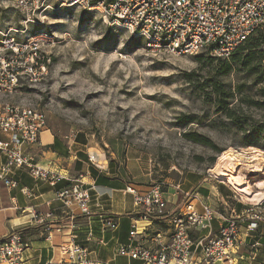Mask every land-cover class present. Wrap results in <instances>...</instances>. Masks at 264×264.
Returning <instances> with one entry per match:
<instances>
[{
	"label": "rangeland",
	"instance_id": "rangeland-1",
	"mask_svg": "<svg viewBox=\"0 0 264 264\" xmlns=\"http://www.w3.org/2000/svg\"><path fill=\"white\" fill-rule=\"evenodd\" d=\"M32 19L25 23L20 10L0 0V31L21 41L39 30L53 37V43L40 53L39 64L46 67L41 80L22 78L13 93L0 95V109L11 104L44 111L47 127L71 151L77 146L87 150L106 170L111 161V168L128 183L135 176L146 182L145 189L161 183L174 195L193 191L206 176L217 179L235 202L254 204L250 199L264 191V149L244 142L264 145V105L241 102V95L264 100V81L257 83L242 72L225 77L234 93L231 106L241 120L237 122L217 112L210 101L207 79L219 62L206 60L213 57L209 51L154 52L143 38L119 27L97 8L63 6ZM261 31L254 36L264 37ZM261 45L264 49V41ZM197 82L205 84L206 91ZM182 114L195 116L197 122L184 126L178 119ZM186 131L206 134L225 150L255 147L263 159L257 168L243 159L226 163L223 171L214 173L220 153L187 139Z\"/></svg>",
	"mask_w": 264,
	"mask_h": 264
},
{
	"label": "built area",
	"instance_id": "built-area-1",
	"mask_svg": "<svg viewBox=\"0 0 264 264\" xmlns=\"http://www.w3.org/2000/svg\"><path fill=\"white\" fill-rule=\"evenodd\" d=\"M25 17V23L34 22V16L43 15L58 7H76L82 10L102 9L106 16L119 27L135 37L143 38L145 46L161 54L193 55L203 50L217 58H230L238 47L251 36L264 30V0H8ZM53 43L48 31L39 30L30 34L26 41L18 40L10 33L0 31V95L13 93L24 77L32 82L41 80L46 71L39 64L40 53ZM264 63V57H263ZM44 111L31 106L19 107L6 104L0 109V152L7 162L0 167V180L9 187H16L12 178L13 167H26L38 182L55 187L59 182L70 183L56 191V197L69 211L72 227L75 228V212L91 213V188L83 175L71 177L61 171L41 166L31 149L41 141L47 129ZM76 134L71 136L75 138ZM90 159L100 168V163ZM178 188L181 190L180 186ZM23 191L31 195L24 188ZM185 198L178 210L168 216L169 235L157 231L154 244L135 242L137 224H133L128 243L118 247L117 254L136 259L142 264H195L201 256L205 264L232 262L235 248L244 234L264 231V204H250L244 215L224 217L218 233L200 235L210 231L216 209L203 201L196 191H183ZM180 191V192H181ZM134 197L140 217L163 216L168 213V199L164 186L154 183L139 191L134 185L126 187ZM53 217L51 212L39 221ZM107 227L114 230L117 222L108 219ZM60 231L61 228H56ZM47 239L54 229L46 227ZM199 234V235H198ZM29 243L18 231L9 233L0 243V263L21 264ZM253 256L257 244L252 246ZM63 257L57 262L43 264H114L93 257L89 249L78 243L76 235L62 246Z\"/></svg>",
	"mask_w": 264,
	"mask_h": 264
},
{
	"label": "crops",
	"instance_id": "crops-1",
	"mask_svg": "<svg viewBox=\"0 0 264 264\" xmlns=\"http://www.w3.org/2000/svg\"><path fill=\"white\" fill-rule=\"evenodd\" d=\"M0 137L4 138L5 135L0 132ZM78 147L75 152L71 151L60 137L47 128L41 134L40 143L34 146L31 152L45 168L61 171L71 177L83 175L84 182L91 188V213L86 215L75 212L73 228L69 211L56 197V191L70 182L64 180L53 187L36 181L28 168L14 166L12 178L17 186L9 187L0 180V240L5 239L13 231L22 234L24 240L29 243V248L25 251L21 264H43L48 260L57 262L63 257L62 246L72 235H76L78 243L87 247L92 256L100 260L111 261L114 264H142L139 260L118 255V247L129 242L134 223L138 228L136 243L154 244L153 237L157 231L169 235L168 216L178 210L179 191L171 195L164 190L168 199L167 214L150 215L149 220L143 219L137 211L133 195L126 192V187L132 184L139 191H144L147 189L144 184L146 182L136 179L135 176L133 182L129 183L120 179L111 168L112 164H109L110 170H106L105 165L99 168L90 159L91 153ZM6 162V156L0 152V167ZM24 188H27L31 195L26 194ZM194 190L200 194L204 202L212 205L217 211L210 231L205 229L199 232L200 235L218 233L224 223V217L244 215L250 206L235 202L215 178L202 177ZM254 203L264 204V200ZM49 212L53 217L40 222L39 219ZM108 219L116 220V229L110 230L107 227ZM47 226L54 229L51 239H47ZM56 228L61 230L57 231ZM243 231L241 243L234 250L233 261L226 264H264L263 229L260 228L259 232L249 235L244 224ZM254 244H257V251L253 256ZM195 264L205 263L199 256Z\"/></svg>",
	"mask_w": 264,
	"mask_h": 264
},
{
	"label": "trees",
	"instance_id": "trees-1",
	"mask_svg": "<svg viewBox=\"0 0 264 264\" xmlns=\"http://www.w3.org/2000/svg\"><path fill=\"white\" fill-rule=\"evenodd\" d=\"M259 32L261 33L262 31ZM263 38V36L261 38L254 35L251 36L244 44L236 49V51L231 55L230 58L221 59L214 56L206 58V60L211 63L216 61L219 62V65L214 69L215 73L213 74V76L207 79V87L211 89L207 90V93L210 96V101H212L217 107V112H221L224 117L230 120L241 122L239 116L237 115V111L235 110V108H233L235 106H231L232 99L234 98V93L225 82V77L230 75L232 72H242L247 76L255 77V81L257 83L264 81V49L261 45L264 41ZM188 78L190 80L192 79L190 76H188ZM197 83L202 90L206 91L205 89L207 88H205V84H202L200 82ZM262 96L264 97V91H262ZM241 102L250 105H264V100H255L251 96L247 95H241ZM178 119L184 126H188L194 122H197V118L190 114H182ZM184 136L193 142L200 143L211 148L217 154L225 150V148L220 147L210 136L206 134L199 133L197 131H186L184 132ZM54 145H52V147ZM244 145H256L264 149V145H261L258 142H254L252 140H246L244 142ZM215 160L216 156H213L211 158V161L215 162ZM184 198V193L179 192L178 205H181ZM4 240L5 239L0 240V243Z\"/></svg>",
	"mask_w": 264,
	"mask_h": 264
},
{
	"label": "bare ground",
	"instance_id": "bare-ground-1",
	"mask_svg": "<svg viewBox=\"0 0 264 264\" xmlns=\"http://www.w3.org/2000/svg\"><path fill=\"white\" fill-rule=\"evenodd\" d=\"M92 157V156H91ZM94 160V158L92 157ZM243 159L249 160L247 163L251 167H259L258 164L263 159V154L260 149L255 147L248 148L245 151L239 152L235 150H224L220 153L218 161L214 165L213 172L223 171L224 164L229 162H240ZM237 181V178L235 179ZM251 201L260 202L264 200V191L257 192L251 199Z\"/></svg>",
	"mask_w": 264,
	"mask_h": 264
}]
</instances>
